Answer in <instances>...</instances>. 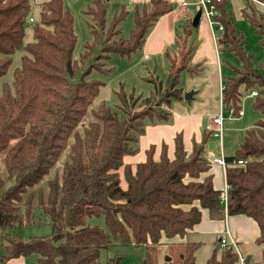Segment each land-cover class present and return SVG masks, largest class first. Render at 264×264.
Masks as SVG:
<instances>
[{
    "label": "trees",
    "instance_id": "1",
    "mask_svg": "<svg viewBox=\"0 0 264 264\" xmlns=\"http://www.w3.org/2000/svg\"><path fill=\"white\" fill-rule=\"evenodd\" d=\"M91 0L83 12L90 16L91 39L73 58L76 34L73 16L63 0L39 2L40 19L32 26V40L23 43L29 0H0V233L4 258L33 255L34 264H99L101 250L119 241L141 245L140 264H194L197 242H174L199 222L201 209L211 218L244 214L259 226L254 245L260 258L246 255L243 264H264V119L246 129L234 155L226 157V200L214 188L203 157L210 131L187 154L180 134L174 138V156L162 146L153 158V146L134 170L123 157L137 150L138 136L146 120L166 119L172 97H180V65L169 68L168 84L155 77L149 95L115 92L118 103L96 102L104 82L86 79L92 68L107 73L101 59L109 54L129 56L143 42L152 23L171 10L167 0H149L134 14L127 37L120 24L127 10L121 6L106 25V2ZM243 17L259 36L260 71L252 67V55L244 49L245 37L236 29L227 0H214L215 19L222 25L218 43L241 62L236 76L222 81L223 108L240 109L241 91L257 90L252 107L264 114V0H244ZM23 49L21 63L12 72L11 86L2 83L11 54ZM97 50L100 52L98 54ZM93 58L98 61L90 62ZM101 60V61H100ZM85 70L80 73L81 67ZM163 91V92H162ZM142 107L136 108L138 100ZM241 159L244 164L235 161ZM123 168L126 186L120 184ZM46 218L50 233L22 238L5 230ZM101 217L103 225L88 221ZM166 239V240H164ZM220 249V250H219ZM162 255V257H161ZM168 259H165V257ZM161 257V258H160ZM118 257L109 264H118ZM237 253L216 243L205 264H235ZM161 261V263H160Z\"/></svg>",
    "mask_w": 264,
    "mask_h": 264
},
{
    "label": "crops",
    "instance_id": "2",
    "mask_svg": "<svg viewBox=\"0 0 264 264\" xmlns=\"http://www.w3.org/2000/svg\"><path fill=\"white\" fill-rule=\"evenodd\" d=\"M38 1L41 2L43 0ZM167 1L172 6L171 10L160 15L152 23L144 35L142 44L137 49L141 52V59L152 60L153 58L154 61L158 59L160 61L165 60L167 64L169 63V68L172 59L174 60L182 56L180 57L182 59V68L179 71L178 82L180 81V73L183 71V76H185L186 80H189V84L179 85L180 87L177 86L178 83L175 85V87L180 88V97L171 98L167 109L169 114L166 119L145 121L144 131L138 136L137 150L133 154H126L123 157L124 163L128 164L132 171L136 163L145 159L146 149L150 146H153V158L155 160L159 158L163 145L168 157L171 159L174 156V138L176 134H180L183 148L189 154L192 151L193 144L199 143L202 140L206 124L211 126L212 131H217L218 126L213 123V118L218 115L222 105V81L227 77L236 76L235 68L237 67L231 66V71L225 67L226 60L223 58V52H228L229 50L227 49V45L221 46L218 43L220 31L209 24L206 15L201 12L197 26L193 27L191 25L192 17L199 8L197 0ZM227 1L233 23L236 26L239 19L243 18L245 20L242 14L245 1ZM107 3L112 4L114 12L121 6H125L127 14L123 21H126L130 15L133 17V22L135 12L141 11L143 7L149 8L150 6L149 0H108ZM153 77L157 79L156 75ZM166 84H168V77L164 85ZM186 91L192 92V97L189 101L184 98ZM152 92L150 90L149 94ZM249 92L250 90L245 95L246 99L243 100V97H241L240 100L242 114L240 116H229L225 112L221 121L220 131L215 135L210 134L205 142L203 157L209 162V169L201 176L211 175L214 188L221 191V199L227 185L225 167L213 162V158L222 156L225 159L234 155L235 150L242 142L246 129L252 127L258 119H262L259 118L260 115L257 114V111L251 105L253 96ZM250 99L251 101H248ZM207 101L211 103L209 107H203L201 110L190 108L191 104L202 103L204 105ZM171 105L172 107L174 106V109L172 108L173 110L170 111ZM205 117L208 118L207 122H205ZM233 132L236 133V136L230 135ZM240 134L241 140L239 138ZM211 140L215 142V151L207 147L208 142ZM119 176L120 184L124 188L126 181L123 168L119 169ZM122 180L125 183L124 185H122ZM200 209L201 216L199 222L194 224L192 228H189L182 236L176 235L171 239L174 242L198 243L199 246L195 251L194 264L199 247H202L203 243H208L203 253V257H206V262L216 243H218L219 237L223 236L226 232L228 233V237L237 243L239 252L243 257L249 255L252 259L254 253L259 251L260 258V247L254 245L260 230L253 218L244 214L229 215L224 212L223 218L215 219L209 216L207 209ZM0 235L2 237L1 233ZM218 246L220 247L219 243ZM254 260H258V258ZM0 264H25V258L18 256L5 259L4 251H2L0 252Z\"/></svg>",
    "mask_w": 264,
    "mask_h": 264
},
{
    "label": "rangeland",
    "instance_id": "3",
    "mask_svg": "<svg viewBox=\"0 0 264 264\" xmlns=\"http://www.w3.org/2000/svg\"><path fill=\"white\" fill-rule=\"evenodd\" d=\"M39 2L40 1L38 0H29L28 15L24 23V35L22 38L23 43L32 40V26L33 24L39 22L40 19ZM63 4L66 8H68V10L73 16V28L77 38L73 50V58L77 60L80 53L84 49V43L91 39L90 28L88 27V23H91L90 16L83 12V10L87 8V6L91 5V0H63ZM105 7V20L107 25L114 14V8L110 3H107ZM258 7L259 10H262L264 12V4L261 3L258 5ZM133 26V17L129 15L127 20L122 21L120 24V36L127 37ZM235 27L239 29L244 35L245 50L247 52H251V55L253 57L252 66L256 71L259 72V62L262 56V48L259 43V36L255 32L254 28L247 22V20H244L243 18L239 19V22ZM99 52L100 51L97 50L96 54H98ZM24 53L25 52L23 51V49L20 48L16 49L14 53L11 54V63L5 75L1 78L2 83H7L11 86L13 69L20 65L21 56ZM140 53L141 52H139L138 49L130 53L129 56H119L111 53L106 59H101L105 63V65L103 64V66H105L106 68H110L107 73L100 72L95 68H92L90 70V72L85 76L86 79L96 78L104 82V85L100 87L99 94L95 99L96 102L102 101L106 105L116 104L118 103V99L115 95V92H119L120 90L126 94L133 93L134 95L146 96L149 94L150 90L153 91L155 89L154 84L150 81V78H153V76L155 75L157 76V81L160 82L162 85L166 83L168 77L169 63L167 64L165 60L160 61L159 59L157 61H154L153 58L152 60H143L140 58ZM223 53V58H225L226 62L229 63L227 64L225 62V67L230 69V71L231 66L237 67L240 71L241 65L239 58L229 51ZM180 57L182 56H179L174 60L172 59L173 68H177L181 65L182 59ZM89 61L93 63L98 60L91 58ZM84 70L85 66L81 67L80 73ZM180 74V81L178 82L177 86L180 87L184 84L188 85L189 80H186L185 76H183V71ZM240 91L243 100L246 99L245 95L248 93V91L244 90L243 85L240 86ZM142 100L143 99H140L136 102V108L139 109L142 107L143 103L141 104L140 102ZM248 101H251V99ZM210 105V101H207L204 103V105L202 103H194L191 104V107H188L195 110H201L203 107H209ZM172 108L174 109V106L172 107L171 105L170 111L173 110ZM257 114L260 115L259 118L264 119V114H261L259 111H257ZM205 119V122H207L208 118L205 117ZM230 135L236 136V133L233 132ZM239 138L241 140V134ZM124 184L125 183L123 181L122 185ZM36 217H40L41 221L31 225H24L17 228H8L5 230V234L9 236L12 233H16L22 238H29L31 236H43L49 234L50 225L46 222V218L39 213H37ZM88 221L91 223L96 222L101 226L103 225V219L101 217H90L88 218ZM0 243L1 247L2 244L5 243L1 235ZM207 246L208 243H203L202 247H199L196 254L195 264H205L206 257H203V253ZM1 247L0 252L4 251L5 253V248ZM143 254L144 247L141 245H122L119 241H115L111 246L101 250L99 255V264H109V260L113 259L115 256H119L117 261L118 264H140ZM257 258L259 259V251H256V253H254V257H252L253 260ZM34 259L35 257L33 255L27 256L25 258V264H34ZM235 264L241 263L238 260L237 262H235Z\"/></svg>",
    "mask_w": 264,
    "mask_h": 264
},
{
    "label": "built area",
    "instance_id": "4",
    "mask_svg": "<svg viewBox=\"0 0 264 264\" xmlns=\"http://www.w3.org/2000/svg\"><path fill=\"white\" fill-rule=\"evenodd\" d=\"M197 4H198L199 8L201 9V12L206 15V17L209 21V24L212 25V27H216L217 30L221 31L222 25L215 19L216 7H215L214 0H197ZM183 5H184V3H183ZM221 90H222V85H221ZM249 94L251 96H255L257 94V90L252 89V90H250ZM225 112H227L229 116L233 115V109L229 108L228 111H225L223 108V104H222L218 115H216L213 118V123L217 124V126H218L217 131H212L211 126L209 124H206L204 126L205 130L211 132V135L212 134L213 135L218 134V131H220L219 129L221 127L220 126L221 121H222V118H223V115ZM241 114H242V109L240 108L238 113H237V116H240ZM213 162L221 164L223 167L226 166V161L222 156L213 158ZM235 162L237 164H241V165L244 164V162L241 159H237ZM225 189H227V185H226ZM225 192L222 196V199L224 202L226 200ZM227 234L228 233L226 232L223 236L219 237L218 243H219L220 247L230 246L237 253L240 263L243 264L244 257L239 252V249L237 247V243L234 240H232L231 238H229Z\"/></svg>",
    "mask_w": 264,
    "mask_h": 264
},
{
    "label": "water",
    "instance_id": "5",
    "mask_svg": "<svg viewBox=\"0 0 264 264\" xmlns=\"http://www.w3.org/2000/svg\"><path fill=\"white\" fill-rule=\"evenodd\" d=\"M200 15H201V9L198 8V10L196 11V13L193 15L192 17V20H191V25L193 27H196L197 24H198V20L200 18ZM192 97V92H186L184 94V98L189 101L190 98ZM207 147L213 151H215V142L214 141H209L208 144H207ZM165 259H168V257L166 256Z\"/></svg>",
    "mask_w": 264,
    "mask_h": 264
}]
</instances>
